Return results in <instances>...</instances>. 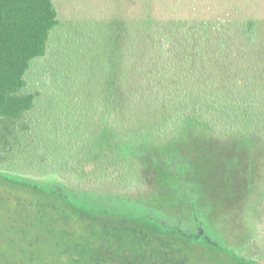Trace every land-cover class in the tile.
Instances as JSON below:
<instances>
[{
    "label": "rangeland",
    "instance_id": "obj_1",
    "mask_svg": "<svg viewBox=\"0 0 264 264\" xmlns=\"http://www.w3.org/2000/svg\"><path fill=\"white\" fill-rule=\"evenodd\" d=\"M53 2L61 24L46 55L26 74V90L39 92L26 115L30 129L2 153L0 171L38 183L31 193H48L46 200L94 221L148 224L264 264V135L256 128L238 132L227 124L214 132L194 118H179L162 128H139L136 136L124 137L121 150L104 136L116 130L103 123L115 79L131 66L123 60L167 51L172 42L186 52L179 45L186 20L210 15L211 6L179 0ZM154 35L161 42L156 49L144 40ZM262 115L253 117L264 124ZM82 133L86 140L77 144ZM46 161L56 170L43 169ZM9 191L0 187L2 200L18 193ZM72 223L80 226L85 218Z\"/></svg>",
    "mask_w": 264,
    "mask_h": 264
},
{
    "label": "trees",
    "instance_id": "obj_2",
    "mask_svg": "<svg viewBox=\"0 0 264 264\" xmlns=\"http://www.w3.org/2000/svg\"><path fill=\"white\" fill-rule=\"evenodd\" d=\"M179 1L208 4L211 16L186 20L179 42L186 52L174 42L172 49H158L161 42L154 35L144 40L156 52L124 57L131 66L115 79L103 123L116 129L104 136L117 150L139 128H162L179 118H194L214 132L228 124L264 135V124L253 117L264 112V0ZM60 24L53 0H0V162L30 129L26 115L39 92L26 90V74L46 55ZM86 137L82 133L76 143ZM56 168L46 161L43 169ZM37 185L0 171V187L18 192L9 199L0 196L2 264H259L148 224L94 221L70 205L46 200L48 193H31ZM75 217L85 223L74 226Z\"/></svg>",
    "mask_w": 264,
    "mask_h": 264
},
{
    "label": "flooded vegetation",
    "instance_id": "obj_3",
    "mask_svg": "<svg viewBox=\"0 0 264 264\" xmlns=\"http://www.w3.org/2000/svg\"><path fill=\"white\" fill-rule=\"evenodd\" d=\"M10 192V191H9Z\"/></svg>",
    "mask_w": 264,
    "mask_h": 264
}]
</instances>
